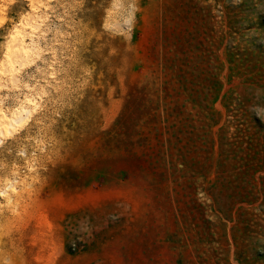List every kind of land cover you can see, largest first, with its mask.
I'll list each match as a JSON object with an SVG mask.
<instances>
[{
  "label": "rangeland",
  "instance_id": "374dc122",
  "mask_svg": "<svg viewBox=\"0 0 264 264\" xmlns=\"http://www.w3.org/2000/svg\"><path fill=\"white\" fill-rule=\"evenodd\" d=\"M26 101L0 264H264V0H0Z\"/></svg>",
  "mask_w": 264,
  "mask_h": 264
},
{
  "label": "bare ground",
  "instance_id": "6f19581e",
  "mask_svg": "<svg viewBox=\"0 0 264 264\" xmlns=\"http://www.w3.org/2000/svg\"><path fill=\"white\" fill-rule=\"evenodd\" d=\"M23 33L24 32L19 29L15 30L11 36V44L8 48V57L7 59H5L6 62L10 63L11 65L15 62L26 60L29 54L31 53L29 50L31 48H29L30 46L25 43ZM26 102L27 105H20L21 107L18 110L13 111L12 113L2 111L0 112V135L10 132L11 129H13L17 124L22 121L25 115H28V113L30 112L31 105L28 106L29 101ZM8 184L9 183H7L5 186H9Z\"/></svg>",
  "mask_w": 264,
  "mask_h": 264
}]
</instances>
